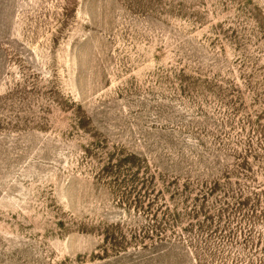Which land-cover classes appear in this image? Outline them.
<instances>
[{"label": "rangeland", "instance_id": "rangeland-1", "mask_svg": "<svg viewBox=\"0 0 264 264\" xmlns=\"http://www.w3.org/2000/svg\"><path fill=\"white\" fill-rule=\"evenodd\" d=\"M0 264H264V0H0Z\"/></svg>", "mask_w": 264, "mask_h": 264}]
</instances>
